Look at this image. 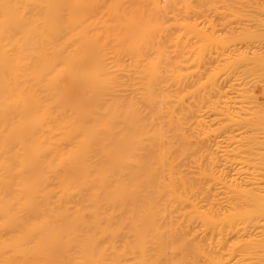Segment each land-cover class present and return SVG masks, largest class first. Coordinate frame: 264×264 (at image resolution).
<instances>
[{"label": "bare ground", "instance_id": "1", "mask_svg": "<svg viewBox=\"0 0 264 264\" xmlns=\"http://www.w3.org/2000/svg\"><path fill=\"white\" fill-rule=\"evenodd\" d=\"M219 1L0 0V264H186L188 241L212 251L197 255L208 264H264V186L250 195L260 173L250 139L230 143L241 133L216 136L220 156L201 172L230 193L222 224L240 228L184 237L193 219L217 220L189 201L185 129L204 54L226 41L197 21L214 25ZM252 1L237 38L259 91L264 8Z\"/></svg>", "mask_w": 264, "mask_h": 264}, {"label": "rangeland", "instance_id": "2", "mask_svg": "<svg viewBox=\"0 0 264 264\" xmlns=\"http://www.w3.org/2000/svg\"><path fill=\"white\" fill-rule=\"evenodd\" d=\"M258 1L263 3V5L260 3L262 5V6L260 5V7L264 8L263 7L264 0H258ZM248 2L249 4H251L252 7H257V6H254L255 4L253 3L254 1L252 0L251 1L250 0H221V2L219 1L217 3L220 6L218 9L219 12L217 14H214L215 12L212 13L208 8H206V6L204 8L206 10L202 8L203 9L202 11L204 12L205 15H206L205 11H207V9L212 13L211 14L209 12L211 16H207V17L209 18L211 17L210 19L213 20V24L215 25L214 28H213L214 25H211L212 23L208 22L207 19L204 17V15L203 16L201 15L202 18L201 17L197 18V21H200L199 22L200 28L204 26L203 31L204 29H206L207 31H209V34H212L210 33V31L212 32L213 30H215L216 32L213 31L214 34L215 35L217 34L216 36H218L219 38L213 35L214 38L218 39V41L222 37L224 38L223 41L221 40H220L221 42L219 41L220 45H222L221 43L225 41V38H226V41L223 45L224 47L219 46L220 48H218V51H216V49L213 50V48H216V47L208 46V48L209 47L212 48L211 49L212 51H210V53L211 52L212 53L209 54L210 49H208V51L206 50L207 54L206 53H205L206 55L204 54V57L206 58H204L205 64L202 63L203 65L201 66L200 74L202 75L199 78V80L198 79L197 81L194 80V83L196 81L197 84L199 81H201V79L204 80V81H201V82H204L202 84H205V86H203L204 88L202 87L203 89L201 88L202 90L200 89L198 91V92L202 91L201 92L202 94L204 92L205 96L204 94L201 96L202 98L204 96L203 100H201V102L200 100L197 101L198 96L195 97L196 95L193 94L194 99L196 98L195 99L196 102L193 103L194 102L193 97H192L193 95L191 94V92H189V94L187 95V100H186L187 104L185 103L187 105L186 107H190V109L192 108L191 110L189 108H186L187 109V112H186L187 113L186 114V120H187L186 125L187 126L185 129L187 130V133H186V136L188 137L187 141L189 140L188 143L186 141V148H187V145H188V148L190 147L189 150L188 148L186 149V158H187L186 173L188 175L187 177H188V180H189L188 182L190 183V186L191 184L194 185V188L192 190H189L188 192L189 201L198 202L199 206H201L202 213H204L206 216L214 215L215 219H217L216 223H211L210 225L203 223V218L201 216L197 217L196 219H193L190 223L191 224L190 226L192 227H190V230L189 229L188 231L186 230L187 232L185 231V236H184V232L181 233L183 234L184 237L188 236L187 238H189L191 241H192V237L195 236L196 234L195 232L197 229H237V228H240L239 226H241L240 224H238V222H234L232 226H229L227 224H222L221 222L222 217L224 216V214H228V212L230 211L231 203L228 197L230 196V193L226 192L223 186L219 184L217 181H215L211 175L208 174V176L205 177V175L201 174V172H203L204 169L211 168L214 162V159L217 158V156L218 157L220 156L221 152H217L216 145H215L216 136L220 138L219 136L221 135V137H223L225 133L227 135L232 132L234 134L236 133V135H239L238 133H241L237 137L238 140H236L237 138L234 137V139L236 138L235 140H233L234 141L233 143L235 144H233L232 141H230L232 146L233 145L235 146L237 144L235 141H238V143L240 144V142L243 141V139H244L243 141L244 143L241 142V146L243 144L245 145V141L248 142L250 139V149H251L250 172H252L255 169L256 173H260V175L258 176L259 179H253V178L250 179V195H253V193L256 192V190L258 189L257 188L258 186H264V103L260 104L259 107L254 106L250 110V101L252 100V95L254 94V92H259L260 90L264 92V87L260 88L259 91H258L259 89L258 86L252 87L254 91L251 90L252 88H250V48L248 50V46L250 47V45L247 44L248 45L247 46L245 45L246 43L244 44L240 42V38L243 35L246 36L250 34L249 33L250 32L249 31L250 21H248L250 19V15H249L250 11L248 9H250L251 7L250 8L247 7V5L249 6V4H247ZM260 7L258 6L259 12H260V9H262ZM258 8L254 9V11L255 10L258 11ZM247 12L249 15V19L246 14ZM252 12L253 11L251 10L250 13ZM244 14H246V16ZM262 16L264 17V15ZM244 27H246L248 31ZM241 28L246 33V35L245 33L239 34L240 31L242 32ZM237 34L240 35V38H237L239 36ZM240 44L242 45L244 44V45L242 46ZM259 62L263 66L264 56L260 58ZM210 72H213L214 74H213V77H211L209 80L208 74L210 75L211 74ZM197 76L199 77V75ZM197 76L196 78H198ZM205 76L206 77L208 76L207 77L208 79ZM196 78L195 77L192 78V81L193 79H196ZM189 81H190L189 86H191L190 85L191 79ZM191 87L193 89V86ZM261 101L264 102L263 100ZM198 102H200V104ZM195 104H198V105H195ZM197 111H198V114L200 115L197 114ZM201 116L204 119L203 120L201 118L203 122L200 121ZM194 117L196 118L198 117V118L196 119ZM227 117H230L231 120L229 121V118ZM226 118L227 120H225ZM216 121L218 124L216 123ZM245 124L247 126L244 127L243 125ZM227 125H229L228 127L230 128H228ZM231 126H232V129L234 127L235 128L232 130ZM240 127L241 128L244 127V128L241 129ZM223 128H225V130ZM226 130L227 131L231 130V132L228 131L229 132L228 133ZM244 134L248 137V139L247 137H245ZM241 136L243 137V139L241 138ZM237 146L238 145H236L235 147ZM213 171H214V168H213ZM215 172L217 173L216 168H215ZM251 224L252 222H250V229H251ZM250 229H248V232H247L249 237H250ZM233 240H231L226 245L225 249L222 251L223 257H228L234 252H237L238 246L235 245L234 243L236 240L234 241ZM191 243H192V246H191ZM191 243H189L188 241L186 244V248L188 247L186 251L189 253L187 255L189 256L191 255L190 256L191 258L187 260L186 264H208L207 263L208 258H205V256L206 255L209 256L208 252L211 250L209 248H208L209 250H207L204 244H203V248L201 249L200 246L202 244L197 243V247H198V244H200L199 245L200 250H199L197 247L193 245L194 244L193 242ZM193 247L195 249L197 248L200 251V254H199V251H197V249L193 251L194 249ZM203 249L207 251L205 254H203L205 256L198 257L197 255H202V253H204ZM191 252L192 254H194V257L191 254ZM210 254H212V251L210 252ZM174 256L175 255H173L172 258ZM195 256L201 259L200 262H197L199 261V259L196 258ZM175 258L176 256L173 258L174 260L172 261V264L174 261H176ZM204 260H206L205 263L203 262Z\"/></svg>", "mask_w": 264, "mask_h": 264}]
</instances>
